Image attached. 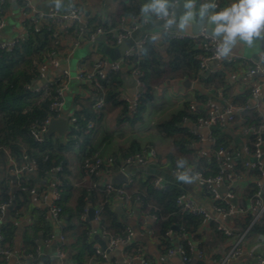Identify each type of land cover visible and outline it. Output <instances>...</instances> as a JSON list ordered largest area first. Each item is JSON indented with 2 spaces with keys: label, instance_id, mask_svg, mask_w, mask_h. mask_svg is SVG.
I'll list each match as a JSON object with an SVG mask.
<instances>
[{
  "label": "crops",
  "instance_id": "crops-1",
  "mask_svg": "<svg viewBox=\"0 0 264 264\" xmlns=\"http://www.w3.org/2000/svg\"><path fill=\"white\" fill-rule=\"evenodd\" d=\"M179 1L9 0L5 5L0 4V21L3 23L0 37L6 43L27 38V20L33 21L36 30L41 31L52 25V9L65 15L77 8L81 15L78 23L80 29H86L90 19H93L92 29H97L98 24L111 27L115 23L113 29L116 31L131 30L130 38H138L136 44L148 36V42H152L164 63L168 62V38L192 39L206 32L230 47L227 57L207 62L204 71L200 68L203 76L201 81L176 72L161 78L151 75L146 82L144 76L142 79L137 76L136 68L125 63L118 73V101L127 103L128 108L125 109L119 102L105 101V107L96 114L94 106L101 96L97 99L93 85L78 78V69L90 70L101 60L112 63L113 60L101 53L104 45L115 46L102 35L91 37L96 29L88 37L81 35L75 41L64 40L65 48L60 51L58 59H62L69 77L61 82L64 94L56 114L67 120L70 129V118L75 117L76 112L82 111L85 106L92 109L96 118L87 124L91 137L86 147H83L80 140L81 145H73L60 154L67 163L63 178L56 173L40 175L36 167L29 172L21 171L28 163L24 159L16 161L8 155V158L6 156L0 160V199L3 200V188H6V195L11 197L1 224L10 223L15 227V239L10 248L12 255L7 260L0 256V264H18L24 259L28 254L24 238L35 239L37 227L40 230L34 240V247L31 246L33 250L29 253L35 254L38 264H132L131 257L134 255H140L153 264H185L182 256L169 254L171 249L182 245L188 248V264H222L237 243L239 254L230 257L225 264H258L257 255L264 254V232L251 231L250 225L245 227V224L250 216L252 219L255 216L252 206L256 187L258 184L264 186V157L256 159L252 146L253 135L248 140L244 139V135L250 133L247 128L257 124L256 120L264 122L262 77L251 73L255 64L264 65V36L253 35L247 30L250 23L264 21V0H220L218 9L208 11L201 8L202 4L214 0H187L186 11H182L176 19L172 6ZM21 3L26 7L21 6ZM126 8H132V11L126 14ZM167 12L170 13L165 15ZM86 13H89L88 17ZM55 25L70 26L60 22ZM229 57L233 59L232 62H228ZM60 75L61 70L50 67L45 78H38L31 86L42 88L53 85ZM186 79L192 83L189 88L183 85ZM256 87H259V91L253 93ZM148 93L150 97L146 96ZM137 97L140 99L136 107L134 101ZM143 99V108L139 110ZM187 104L195 105L206 115L211 105L219 112L234 106L237 112L234 120L210 127H199L197 121L184 119L197 140L191 144L190 150L193 152L181 167L178 166L180 153L172 140L158 131L157 126L183 111ZM90 124L92 128H89ZM66 136L55 134L52 137L62 142ZM220 140L224 141L225 146L219 163L217 158L221 148L217 149L216 145ZM134 145L141 151L155 148L157 155L143 166H128L125 162L127 157L137 153H131ZM92 150L94 155L100 153L104 157H114L116 163L103 173L99 189L87 190L89 180L85 176L82 162ZM171 155L175 162L170 160ZM220 168L232 174L233 179L216 187L222 197L219 202H215L196 180L188 181L192 171L213 175ZM120 173L126 177L128 175L129 182L114 184L113 180ZM151 176L154 180L162 177L165 187L170 184L181 189L183 194L204 208L212 219L196 234H190L184 229L179 231L180 228L175 225L168 233L172 240L168 248L157 232L156 216L142 212L140 195H136L140 193L146 196V188L141 183ZM60 179L69 185V188H63L69 190V194L66 193L67 207L74 210L81 193L89 195L94 192L88 198V211L90 208L100 210L108 205L132 230L131 241L108 251L107 258L103 259L96 253V249L104 251L103 247H108L110 236L103 232L100 222L95 218L88 219V212L72 221L65 216L60 222H53L49 210L54 202L55 190L60 187ZM107 185L122 188L129 201L125 202L117 193L108 192L105 189ZM218 205L225 208V213L215 210ZM211 222L216 226L219 223L225 226L233 232L232 236L223 237L221 232L210 229ZM45 223H48L49 229L45 228ZM71 226L73 228L69 229ZM84 232L89 239L90 249L87 250L77 238ZM128 246H133L131 251H127ZM60 253L64 254L63 258L59 256ZM77 256L81 259L79 263L76 261ZM27 264H30L29 261Z\"/></svg>",
  "mask_w": 264,
  "mask_h": 264
},
{
  "label": "trees",
  "instance_id": "trees-1",
  "mask_svg": "<svg viewBox=\"0 0 264 264\" xmlns=\"http://www.w3.org/2000/svg\"><path fill=\"white\" fill-rule=\"evenodd\" d=\"M21 6L26 7L24 3H21ZM126 9L128 11H125L126 14L132 11V8ZM92 23H94V20L90 19L86 29L83 30L80 29L78 24L65 27L53 24L49 28L36 31L35 23L27 20V38L24 41H19L11 51L0 50V160L6 156L8 158L9 155L16 161H20L26 156L28 158L27 162H35L36 171L40 175L47 176L48 174L56 173L58 177H62L67 171V163L65 157L60 154L73 145L78 143L81 145L80 140H82L83 147L89 144L91 136L88 133L87 124L93 121L96 115L87 106L82 111L75 113L77 122L74 126H70L66 140L61 142V140L54 139L53 137H44L42 142L35 141L30 134L31 126L34 123L44 121L49 116H56V112L51 108V105L61 99L56 90L62 83L46 85L40 89L39 93L33 92L30 86L39 78L40 66L42 64L49 62L56 56H61L60 51L65 48L63 41H75L81 35L88 37L96 29L91 28ZM112 26H100L98 24L97 28H114L116 24L114 23ZM166 42L168 45L167 63L162 62L151 41L136 54L125 59V63L136 69H140L146 82L149 81L151 75L161 78L168 73L176 72H180L192 80H203L200 70V57L203 54V50L200 47V41L195 39L168 38ZM99 86L97 84L93 85L97 99L103 95L106 102H119L125 109L128 108L127 103L118 101V73H112L107 79L101 80ZM146 96L150 97L149 93ZM144 100L140 103L139 110H142ZM200 116L204 117L206 114L201 112V110H198L197 114L192 112L190 105L187 104L183 111L172 115L157 126L158 131L163 136L170 138L174 147L180 153L181 161H179L180 164L178 166H184L185 161L188 160L187 156L193 152L190 150V146L197 140L195 134L190 131L188 125L183 120L188 119L190 122H194L198 121V117ZM259 120H256L258 122L257 125L264 123ZM254 142L255 138L252 141L253 149L255 148ZM224 146V141L220 140L217 142V149ZM132 152L139 153L142 151L134 145ZM93 157L94 150L88 152L83 158L82 166L84 162L91 160ZM170 160L176 161L172 155L170 156ZM58 168L59 170H53ZM219 171L218 169L215 170L213 175L218 174ZM21 181H23L22 178ZM141 186L146 188V196L140 193L136 195H140L139 199L143 204L142 212L147 215L156 216L157 232H159V236L168 248L172 245V240L168 236V233L175 225L180 228L179 231L184 229L190 234H196L209 222L204 217L182 211L176 205V199L183 193L181 189L166 184L165 189L157 190L154 188V177L152 176L146 178L141 183ZM63 188L67 189L69 185L64 180H61L60 187H58L61 199L57 202V205L61 208L60 220L65 216L69 217V221L80 218L82 214H85L89 202L88 198L94 192L89 195L85 192L84 194L81 193L77 206L73 210L66 206V193L69 194V190H63ZM3 190V201H8L11 197L6 195V188H3ZM100 211L101 220L99 225L103 232H106L110 237H125L128 229L127 223L121 220L108 205H105ZM251 221L252 216L247 219L245 227L250 225ZM216 227V224L209 223V228L219 233L220 231H217ZM45 228L49 229L48 223H45ZM72 228L73 226L69 229ZM251 229V231L263 233L264 219L262 223L253 225ZM39 230L37 227L34 233L35 239ZM0 231L4 236L2 245L9 249L12 248L15 239V227L10 223H4L1 225ZM221 234L223 237L226 236L222 232ZM49 236L51 237V235ZM77 238L83 243L84 249H90L86 232ZM35 239L24 238L27 253L32 252L30 250H33L31 246L34 247ZM132 247L128 246L127 251H131ZM183 247L188 253V248L186 246ZM76 261L78 263L81 262L80 256L76 257Z\"/></svg>",
  "mask_w": 264,
  "mask_h": 264
},
{
  "label": "built area",
  "instance_id": "built-area-1",
  "mask_svg": "<svg viewBox=\"0 0 264 264\" xmlns=\"http://www.w3.org/2000/svg\"><path fill=\"white\" fill-rule=\"evenodd\" d=\"M9 0H0L1 5H5V3ZM219 1L220 0H214L211 3H203L201 8L205 11L211 10V9H218L219 8ZM170 12L165 13V15H168ZM50 17L52 20V25L56 23H67L69 25H76L80 23L81 21V15L77 8H73L68 14L60 15L55 9H52L50 11ZM163 17V16H160ZM3 27L2 21H0V30ZM247 30L256 36H264V21L257 22V23H250L247 26ZM38 31V30H36ZM132 32L131 30L122 29L120 31H116V29L113 28H107V27H99L97 28L92 34L91 37H95L97 35H102L108 42H112V44L117 47L120 45L124 40L130 38ZM192 39L199 40L201 43V49L203 50V54L200 57V68L202 71L205 70V66L207 62L214 61L216 59L227 57V55L230 52L229 45L223 43L220 39H218L215 36H211L207 34L206 32H203L199 37H194ZM148 42V36H144L143 39L139 43H135V45L125 54V56L119 60L113 61L112 63H108L105 60L98 61L94 67L90 70L80 68L78 69V78L88 82L92 85L97 84L99 86V82L101 80L107 79V77L110 76L112 73H119V71L122 68V65L125 64V59L133 56L136 54L142 47H144ZM19 41H13L10 43H6L1 41L0 37V50L1 51H11ZM263 61H264V55H263ZM233 59L231 57L228 58V62H232ZM52 67L54 69L61 70V75L58 80L55 81V84H58L59 82H62L67 77H69V72L67 69L64 68L62 59H58V56L53 58L47 63H44L40 66V76L39 79L45 78L46 73L48 72L49 68ZM136 74L139 78L142 79L143 73L140 72L138 69H136ZM252 74H259L262 77L261 84L264 85V65H258L255 64V67L253 70H251ZM100 87V86H99ZM30 89L35 92H40V87L36 86H30ZM259 91V87H256V89L253 90V93H257ZM58 96L61 98L60 100L54 102L51 105V108L57 113V109L60 108L62 105V97L64 94V87L60 86L56 90ZM140 97H137L134 101V105L137 107L138 101ZM105 107V97L102 95L98 102L94 106V111L96 114H98L103 108ZM190 109L194 113H198V109L195 105H191ZM236 109L234 106L227 107L223 112H219L218 109L211 105L209 108V111L207 112L206 116H200L198 117L197 124L199 127H210V126H216L220 123H223L224 121H232L234 120V116L236 113ZM58 114L56 116H49L44 121L39 123H34L31 126L30 134L32 138L37 142H42L44 140V137L46 135L48 125L50 124L52 119L59 118ZM77 122V119L75 117L70 118L71 125H75ZM92 124L89 125V128H92ZM247 132H251L253 135V138H255L254 142V154L257 160H260L262 157H264V149L262 150V146H264V140L262 138L264 134V123H261L259 125L252 124L247 128ZM224 153V150L221 148L218 152V161L221 162V156ZM156 152L153 148H148L142 152L136 153L134 155H131L127 157L126 159V165H137V166H143L147 164L148 160L150 158H155ZM24 160H27L28 158L26 156L23 157ZM116 163L114 157H104L100 153H96L94 157L91 160H88L84 162L82 168L84 170L86 178L89 180V184L87 185V190H95L100 188V178L102 177L103 173L105 171H108L114 164ZM257 165V164H256ZM256 165H254L256 167ZM35 167V162L28 161L26 166L21 169V171H31ZM53 170H59L53 169ZM219 173L216 175H206L201 171H192L189 174L188 181L191 182L192 180H196L199 185H201L206 191L210 194V196L213 198L215 202H219L222 197L217 192L216 187L222 183H228L231 182L233 179L232 174L227 173L223 169H219ZM179 173H182V171L178 170ZM127 179L129 182V177L127 175ZM131 182V179H130ZM154 188L157 190H163L165 189V184L162 179V177H157L154 180ZM257 190L255 191L254 195V202L252 206L253 213L255 214L254 218L252 219V222L250 224L249 229L252 228L253 225L262 223L264 219V186L261 184H258L256 187ZM110 193H117L119 197H121L125 202L129 201V197L126 195L125 191L122 188H117L114 185H107L105 188ZM10 194V191L8 192ZM228 197L232 198L231 195H228ZM61 199V194L56 188L55 194H54V202L49 210L50 219L53 222H60V214H61V208L57 205V202ZM176 205L184 212L191 213L196 216L204 217L207 221H210L212 217L210 214L202 207H199L191 198H189L186 194H181L176 199ZM10 206V200L9 201H3L0 199V224L3 223V217ZM215 210L219 213H225V208L223 206H216ZM88 212V209L85 210V214ZM95 220L100 222L101 220V211L95 210ZM2 225V224H1ZM0 225V226H1ZM218 230L222 233H224L227 237H231L233 232L229 229H227L225 226H222L220 223L217 226ZM133 232L131 229H127V234L125 237H109L108 238V247L106 248V251H102L100 249H96V253L100 255L103 259L107 258L108 251H112L117 249L120 245H126L128 244L132 239ZM51 238H49V241H51ZM61 239H64L61 237ZM4 241V236L0 231V256L4 259H8L12 255V251L9 248H6L2 245ZM239 247L238 243L230 250V252L227 255V258L225 261L222 262V264H225V262L230 258L234 257L239 254ZM169 254L174 255L178 254L182 256L184 263L188 264L190 262V258L188 256L187 251L183 246H179L176 249H171L169 251ZM202 252L200 253V256H202ZM61 258L64 257L63 253H60L59 255ZM132 258V264H153L148 262L147 260L143 259L140 255H134ZM27 261H29L30 264H38L36 261L35 254L28 253L25 255L24 259H21L18 264H27ZM257 262L258 264H264V254L257 255Z\"/></svg>",
  "mask_w": 264,
  "mask_h": 264
},
{
  "label": "water",
  "instance_id": "water-1",
  "mask_svg": "<svg viewBox=\"0 0 264 264\" xmlns=\"http://www.w3.org/2000/svg\"><path fill=\"white\" fill-rule=\"evenodd\" d=\"M125 1V0H124ZM131 1V0H127ZM139 2L148 3L149 1L153 0H138ZM188 7L187 0H180L179 3L172 6V9L174 11V17L178 19L182 11H186ZM86 16H89V13H86ZM84 26V25H83ZM138 40L137 37H132L124 40L120 45L117 47H110V46H103L102 49V55L108 56L111 60L116 61L125 56V54L135 45L136 41ZM264 42V40H263ZM191 82L186 79L183 82V85H185L186 88H189L191 86ZM69 126L67 123V120L65 118L59 117L56 119H52L50 124L48 125V129L46 132V137H52L55 134H58L59 136H64L68 133ZM264 140V134L262 136ZM128 179L124 173H120L114 180L113 183L117 185H121L122 183H127ZM95 218V209L90 208L88 211V219L93 220ZM42 239V236H41ZM103 250L106 251V248L103 247Z\"/></svg>",
  "mask_w": 264,
  "mask_h": 264
},
{
  "label": "rangeland",
  "instance_id": "rangeland-1",
  "mask_svg": "<svg viewBox=\"0 0 264 264\" xmlns=\"http://www.w3.org/2000/svg\"><path fill=\"white\" fill-rule=\"evenodd\" d=\"M251 135H252V133L250 132L249 134H247V135H244V139L245 140H248L250 137H251ZM152 148V147H151ZM154 150H155V152H156V149L155 148H153ZM264 149V146H262V150ZM156 155H157V152H156ZM263 161H264V158H263ZM135 165H132V167H134ZM135 168V167H134Z\"/></svg>",
  "mask_w": 264,
  "mask_h": 264
}]
</instances>
